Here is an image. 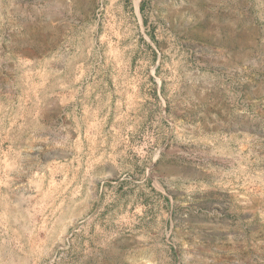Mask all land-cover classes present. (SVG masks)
Wrapping results in <instances>:
<instances>
[{
    "label": "rangeland",
    "instance_id": "374dc122",
    "mask_svg": "<svg viewBox=\"0 0 264 264\" xmlns=\"http://www.w3.org/2000/svg\"><path fill=\"white\" fill-rule=\"evenodd\" d=\"M0 264H264V0H0Z\"/></svg>",
    "mask_w": 264,
    "mask_h": 264
}]
</instances>
